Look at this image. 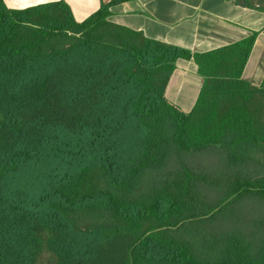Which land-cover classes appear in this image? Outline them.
Listing matches in <instances>:
<instances>
[{
    "label": "trees",
    "instance_id": "16d2710c",
    "mask_svg": "<svg viewBox=\"0 0 264 264\" xmlns=\"http://www.w3.org/2000/svg\"><path fill=\"white\" fill-rule=\"evenodd\" d=\"M124 1L78 23L0 0V264L44 245L57 264H264V210L221 215L264 201V78L241 79L254 36L191 54L109 22ZM179 59L203 79L188 113L165 95ZM193 220L211 236L169 235Z\"/></svg>",
    "mask_w": 264,
    "mask_h": 264
},
{
    "label": "crops",
    "instance_id": "0c3cea01",
    "mask_svg": "<svg viewBox=\"0 0 264 264\" xmlns=\"http://www.w3.org/2000/svg\"><path fill=\"white\" fill-rule=\"evenodd\" d=\"M11 10L64 3L78 23L111 0H2ZM108 21L145 38L203 54L254 36L241 79L259 87L264 78V0H127L109 9ZM203 84L194 61L179 59L166 98L190 112Z\"/></svg>",
    "mask_w": 264,
    "mask_h": 264
},
{
    "label": "rangeland",
    "instance_id": "374dc122",
    "mask_svg": "<svg viewBox=\"0 0 264 264\" xmlns=\"http://www.w3.org/2000/svg\"><path fill=\"white\" fill-rule=\"evenodd\" d=\"M261 100L255 102L253 109L257 111H261ZM225 108V107H224ZM262 121V120H260ZM262 122L257 124L258 127H261ZM201 197V195L197 196ZM203 201H206L204 199ZM195 207H201L198 203H193ZM245 207L251 209L252 211H256L258 209L264 210V201L255 203L253 206L249 204L242 203L240 205H232L228 207L221 214L223 218H225L228 222L240 221L244 222L246 220H250L251 218L245 214ZM74 221L78 224H85L87 222H99L104 220L112 219L113 217L108 213H96V212H81L72 214ZM243 234H245V230H241ZM191 234L209 237L212 234L210 223L204 220H193L191 222L186 223L184 229L176 230L174 232L169 233L170 236L184 240ZM58 259L47 249L44 245L37 256L36 264H57Z\"/></svg>",
    "mask_w": 264,
    "mask_h": 264
}]
</instances>
